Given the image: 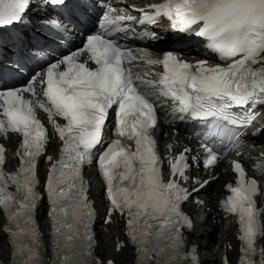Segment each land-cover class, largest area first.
<instances>
[{"label":"snow or ice","instance_id":"6c2138e0","mask_svg":"<svg viewBox=\"0 0 264 264\" xmlns=\"http://www.w3.org/2000/svg\"><path fill=\"white\" fill-rule=\"evenodd\" d=\"M49 3L66 6L65 0ZM29 5L30 0H0V26L22 22ZM140 11V24H154L166 17L180 32L197 26L195 35L208 42L225 66H210L207 61L190 63L173 52L165 53L162 59L151 58L147 50L134 54L116 35L127 33L134 18L113 19L105 12L98 25L102 31L87 35L82 48L52 61L43 75L35 74L26 85L0 89V132L11 131L22 137V166L15 174L4 172L5 150L0 147V208L7 213L11 247L22 257L20 264H46L40 257L33 215L40 198L35 191L37 160L48 142L37 107L47 114L63 143L61 158L52 165L46 184L56 225L55 264H89L94 212L88 203L82 167L90 164L93 156H98L111 211L126 217L136 264H178L181 229L191 228L190 218L180 208L189 193L175 179L166 182L161 177L151 135L156 124L154 99L162 96L174 101L183 118L208 120L209 126L214 123V129L222 131L230 130L229 126H249L256 106H264V66L255 67L264 65V0H166ZM83 53L95 64L94 69L87 62H79ZM139 60L162 66L158 81L145 80L143 76L150 73L142 76L125 66ZM37 79L43 99H25V93L37 96ZM146 87L158 92L141 90ZM110 111L114 113L113 135L117 138L104 147ZM56 118L65 123H57ZM121 138L133 141L135 150ZM205 147V166H211L217 153ZM189 167L186 155L181 154L172 164L173 176L186 179ZM234 170L239 180L236 186H229L232 196L224 207L239 216L242 251L247 256L256 251L257 237H264V224L254 202L258 181L247 178L239 161L234 162ZM260 252L264 255V248Z\"/></svg>","mask_w":264,"mask_h":264},{"label":"bare ground","instance_id":"6f19581e","mask_svg":"<svg viewBox=\"0 0 264 264\" xmlns=\"http://www.w3.org/2000/svg\"><path fill=\"white\" fill-rule=\"evenodd\" d=\"M219 219V215L218 214H211V213H207L206 214V218H205V221H204V225L207 226V232H209L210 236H209V244H211L212 242V227H214L215 225L213 224V221L214 220H217ZM3 223V219L0 215V227ZM217 226V225H216ZM198 235H204V232L200 231L198 233ZM4 244H5V241H4V238L2 237L1 235V231H0V252L1 254L4 256V258L6 259L8 257V251L6 253H4L3 249H2V246L4 247ZM128 255L130 257L131 253H128L127 251L123 250L119 255H115L114 252H113V247L110 248V251L107 253V255L109 256H113L115 258H120V257H123L124 255ZM122 264H129V258H128V261L127 262H123Z\"/></svg>","mask_w":264,"mask_h":264}]
</instances>
